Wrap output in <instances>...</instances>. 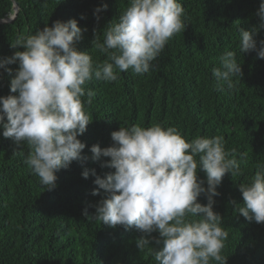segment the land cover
Here are the masks:
<instances>
[{
  "label": "trees",
  "instance_id": "trees-1",
  "mask_svg": "<svg viewBox=\"0 0 264 264\" xmlns=\"http://www.w3.org/2000/svg\"><path fill=\"white\" fill-rule=\"evenodd\" d=\"M14 1L19 7L16 18L0 24V62L24 50L11 47L19 35H34L55 21L76 19L81 29H87L76 41L77 50L102 63L107 57L93 49V41L100 35L103 42V31L129 6L128 0ZM178 2L185 9L187 27L169 41L149 73L134 75L129 69L116 82L93 79L86 84V91L96 93L93 103L85 104L92 123L78 139L86 150L94 145L103 149L112 146V132L137 123L174 126L187 141L223 136L226 150L235 147L248 155L247 164L241 165L243 174L235 178L227 174L217 188L220 195L214 197V211L229 231L222 254L227 264H264V224L249 222L236 212V206L244 204L240 184L255 174L256 164H264V92L260 100L255 98L257 85L264 84V59H258L256 52L238 50L239 29L251 30L261 23L257 12L262 0ZM104 4L107 10L99 13L97 21L95 9ZM13 14V1L0 0V20ZM254 38L259 47L264 30ZM226 51L237 53L243 77L234 89L220 92L215 90L212 69ZM18 67L17 63L0 68V97L15 95L10 84ZM2 131L0 127V264H157L147 249L137 247L142 234L134 227L113 228L93 219L94 206L105 197L103 190L92 195L98 188L95 177L85 179L82 173L95 169L105 178L115 171L101 167L110 158L94 163L91 153L83 163L74 161L57 172L55 189L47 190L24 164L27 145L17 149ZM198 177L207 187L206 174L199 171ZM198 202L206 205L207 199L201 196ZM152 235L159 238L158 233Z\"/></svg>",
  "mask_w": 264,
  "mask_h": 264
},
{
  "label": "clouds",
  "instance_id": "clouds-1",
  "mask_svg": "<svg viewBox=\"0 0 264 264\" xmlns=\"http://www.w3.org/2000/svg\"><path fill=\"white\" fill-rule=\"evenodd\" d=\"M128 3L119 19L103 31V42L100 35L93 41V49L107 57L102 63L77 50L76 41L87 29H81L76 19L55 21L34 35L17 37L11 47L24 50L0 62V68L19 65L10 84L15 95L0 97L2 135L17 149L27 145L24 164L47 190L55 189L57 172L74 161L83 163L91 153L94 163L110 158L101 167L115 171L105 178L95 169L82 173L85 179L95 177L98 188L92 195L99 196L103 190L105 197L94 206L93 219L113 228L134 227L142 234L137 247L147 249L157 264H227L222 252L229 231L214 211V197L220 195L217 188L227 174L233 178L243 174L246 152L239 153L235 147L226 150L221 135L187 141L176 127L160 123L121 126L111 133L112 146L103 149L94 145L86 150L87 145L78 139L92 123L85 104L91 105L96 93L86 91V84L93 79L116 82L129 69L134 75L149 73L169 41L187 27L185 9L178 0ZM107 7L95 9L97 21ZM257 15L258 27L239 29L238 50L256 52L258 59H264V40L258 47L254 38L264 30V0ZM217 59L219 66L212 69L215 90L230 91L243 77L237 53L226 51ZM256 92L255 98L260 100L264 84L259 83ZM18 152L23 155V151L14 154ZM255 168L248 182L240 184L244 204L237 205L236 212L249 222L264 224V164ZM199 171L206 174L207 187L199 179ZM201 196L206 197V205L198 202ZM153 243L158 250L150 246Z\"/></svg>",
  "mask_w": 264,
  "mask_h": 264
},
{
  "label": "water",
  "instance_id": "water-1",
  "mask_svg": "<svg viewBox=\"0 0 264 264\" xmlns=\"http://www.w3.org/2000/svg\"><path fill=\"white\" fill-rule=\"evenodd\" d=\"M12 1H13L14 9H16V12L14 11V15L12 17H10L9 20H0V24L9 23V22L13 21L16 18L17 14H18V11H19V7H18L17 3L14 0H12Z\"/></svg>",
  "mask_w": 264,
  "mask_h": 264
},
{
  "label": "bare ground",
  "instance_id": "bare-ground-1",
  "mask_svg": "<svg viewBox=\"0 0 264 264\" xmlns=\"http://www.w3.org/2000/svg\"><path fill=\"white\" fill-rule=\"evenodd\" d=\"M14 11L16 12V9H14Z\"/></svg>",
  "mask_w": 264,
  "mask_h": 264
}]
</instances>
